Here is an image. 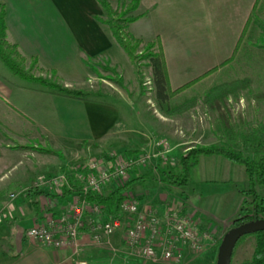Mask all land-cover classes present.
I'll use <instances>...</instances> for the list:
<instances>
[{"label": "crops", "instance_id": "obj_1", "mask_svg": "<svg viewBox=\"0 0 264 264\" xmlns=\"http://www.w3.org/2000/svg\"><path fill=\"white\" fill-rule=\"evenodd\" d=\"M23 1L25 0L15 1L16 5L18 3L19 9L17 11H20V15L17 19L11 21V24L7 23L8 13L5 10L6 40L11 44H16L22 56L27 58L32 56L31 53H33V51L24 53L21 49L22 43H25L26 39L37 37L41 41H45V39L54 41L55 39L58 40V36H61L65 38L64 40L75 44L74 48L77 50L80 60L103 58L116 66L114 56L118 54V46H121L114 39L109 27L94 17L103 16V10L97 0H36V2H40L38 3V16L27 11ZM109 1L112 8L117 9L119 7L118 2L121 0ZM257 1L140 0L137 8L133 11V14L139 15V17L127 25L126 31L143 41H150L155 37H159L165 55L170 88L176 89L200 77L211 68L217 67L214 72L221 73L228 67L227 64L238 51L242 37H244L243 35L249 26L252 9L258 3ZM187 43H191V46H188ZM228 59L229 61L223 64ZM190 61L193 65L196 63L201 64V68L198 71H192L193 74L198 72L193 78L184 79V75L194 69L193 65L188 66L187 63ZM37 63H39L38 60ZM37 65L42 67L39 64ZM204 66L206 69L202 70ZM84 67L86 68V66ZM88 72L86 68L82 74L87 76ZM214 72L204 77V79L210 77ZM8 82L10 81L7 77H1L0 122L3 123L6 120L11 121V119L16 118L10 116L6 110L7 106L4 104L10 98L9 96L12 95V85ZM20 87L23 88V91L27 90L31 93L30 98L22 99L23 104L33 106L36 113L42 112L44 103L51 101L53 97L57 96L56 93L43 90L44 88L42 87L36 88L38 86ZM95 98L87 100L69 98L68 105L73 109V112L68 116L69 120H65L64 123L74 127L78 133L74 137H71V135L65 136L71 138L74 143L68 147L75 149L76 146L84 143L85 147L81 146L74 150L75 154L84 156L87 154L105 153L108 150L112 152L129 150L134 152V154L141 152L132 150L134 144L128 143L121 109L115 104ZM183 114L174 115L172 118L178 122ZM52 118H54V114H52ZM13 132L17 136L21 135L16 128ZM48 133L50 135L46 138L51 143H54L53 137H55V134H52L51 131H48ZM187 147L177 150L179 152H176L175 155L180 154V151L183 152ZM153 148L154 146L151 150ZM170 152L175 153L173 150ZM31 153L36 152L31 151ZM37 155L30 154L31 166H22L23 168L17 172V162L23 161L21 154H10L0 151V185L17 188L12 192L16 193V201L19 202L18 207L21 206L22 210L18 208L16 211L26 212L24 214L25 217L23 214L17 213L18 216L16 218H11L10 212L12 210L9 209L4 222L0 224V264H79L78 261L80 260L104 264H154L131 259L128 250L121 243L120 232L110 236L108 244L91 245L88 241L92 233L90 229L86 228L81 234L83 247L79 255H73L68 248L43 246L25 237L24 232L32 225L34 219L44 221L45 217L52 212L54 214L59 212L62 206L77 192L73 191L64 195L67 189L65 188L61 192L49 194L43 188H40L39 191L42 193L38 199L41 209L38 213H34L25 197L27 191L24 188L32 183V179L29 178L28 174L32 173V171H38V174H40L50 169L47 166H41V168L33 166V164H36L35 162L33 163V159L41 162V158ZM213 156L216 155L206 156L209 158L204 160L210 166L209 169L216 166L217 162V164L222 165V169L229 170L230 176L224 177V179L221 177L219 180L230 183L231 189L236 190L240 194V190L245 188H243L244 185L240 188L237 187L232 177V173L236 171L234 166L232 164H229V166L220 160L212 162ZM202 157L192 169L190 181L186 186L178 187L165 183L166 185L163 184V186L166 191L158 194L161 203L156 202L158 201L156 195H147V197L140 195L138 196L141 198L138 201L140 208H152L158 212H164L170 207L179 206L189 210L198 219H201V227L205 229H212L214 223L227 220L228 218L225 219L222 215H218L212 210V206L217 201V196L222 193L213 188L214 183H217L218 180L210 176H200V173L195 176L196 169L202 166ZM67 162L69 161L62 160L61 163H63L62 165L69 164ZM156 163H159V160H156ZM51 164L55 167L59 163L51 161ZM66 171L69 172L70 169L67 168ZM245 177L244 173L243 178L246 179ZM114 185L116 184L105 186L102 191L107 192L114 189ZM8 194L0 196L2 205L5 204ZM240 197V202H242L243 196L241 195ZM209 254L210 256H208ZM177 264L216 263L211 253L205 248L199 252L186 253L183 260Z\"/></svg>", "mask_w": 264, "mask_h": 264}, {"label": "rangeland", "instance_id": "obj_2", "mask_svg": "<svg viewBox=\"0 0 264 264\" xmlns=\"http://www.w3.org/2000/svg\"><path fill=\"white\" fill-rule=\"evenodd\" d=\"M15 1L0 0L1 4H5V10L8 13V24H11V21L17 19L20 15V11H17L19 9L18 3L16 5ZM257 2L238 51L227 64L228 67L221 73L214 72L210 77L199 80L177 96V100L191 96L198 98V103L180 116L178 122L172 116H166L160 111L155 100L151 70L147 66L146 60H139L138 69L136 70L119 46L118 54L114 56L116 60L115 66L109 60L103 58L80 60L79 54L74 48L75 44L64 40L65 38L61 36H58V40L54 38V41L46 39L41 41L40 38L30 37L26 39L25 43H22L21 49L24 53L33 51L31 53L32 56L25 57L24 67L28 70L31 66V61L35 59L39 63H36V66L31 69V73L34 75L43 76L71 89L103 93L101 97H96L95 99L110 102L121 109L128 143L134 144L132 150L152 151L151 148L153 146L155 148L156 142L160 140L166 141L170 150L175 152L168 153L166 163H159L155 170L151 164H147L141 169H133L127 179L117 181L115 182L116 185L113 186V188H120L127 185V194H131L130 196L137 201L141 199L138 197L140 195L147 197V195L153 194L158 198L156 202L161 203L158 194L165 192L166 188L163 186L165 183L161 180L160 168L166 165H175L179 155L189 148L187 146L225 144L235 150H240L242 148L241 137L244 134L259 130L264 137V0H258ZM23 3L27 11L38 16V3L40 2L25 0ZM190 44L187 43L188 46H191ZM140 50L141 48H138L136 54H140ZM187 64L188 66L193 65L191 61ZM84 66L89 71L87 76L82 74L86 69ZM193 66L194 69L184 75V79L193 78L198 72L193 74L192 71H198L201 68L199 63ZM204 69H206L205 66L202 70ZM51 70L56 71L55 75L51 73ZM1 77H7L10 81L8 83L12 85V95L9 96L10 98L4 104L7 106L6 110L10 116L16 118L11 119V121L6 120L4 123L0 122V151L10 154H21L23 161L17 162V172L23 168L22 166H31L30 154H38L37 156L41 158V162L33 159V163H36L33 166H37V168L47 166L50 168L49 171L40 174H38V171L29 173L28 176L32 179V183L24 188L25 191L35 183L40 175L48 177L61 173L72 177L78 173L79 167L89 159L102 157L112 152L108 150L105 153L87 154L85 156L75 154L74 150L76 148L85 147L86 145L83 143L80 146H76L75 149L68 147L74 143L71 138L65 136L71 135V137H74L78 133L74 127L64 123L65 120H69L68 116L73 112V109L68 105L70 97L64 96L56 90H50L36 83L20 79L6 69L0 60V79ZM245 77L249 80L246 88L235 95H228L224 104L217 111L210 110L206 105L202 104L201 98L212 86L225 80L229 81L233 78ZM20 86H27L28 88L34 86H38L36 88L42 87L44 88L43 90L56 93L57 96L53 97L51 101L44 103L42 112L36 113L33 106L23 104L22 99L30 98L31 93L27 90L23 91ZM52 114H54V118H52ZM13 128L19 130L21 135L17 136L13 132ZM48 131L55 134V137H53L54 143H51L46 138L50 135ZM231 138L234 141H230ZM55 141L57 142L56 144ZM183 147L187 148L183 152L180 151V154L175 155L176 152H179L177 150H181ZM31 151L36 153H31ZM128 151L114 153L125 156ZM208 158L206 156L202 157V166L196 169L195 176L200 173V176H210L218 180L217 183H214L213 188L222 193L217 196V201L212 206V210L214 213L222 215L223 218H228L223 222L214 223L212 229L202 228L207 235L206 243L202 249L206 248L216 263L221 240L224 234L232 228L233 221L239 212L241 193L238 194L236 190H232L230 183L219 180L221 177L223 179L224 177H229V170L222 169V165L217 164V162L216 166L209 169L210 166L204 161ZM62 160L69 161L67 162L69 164L62 165ZM215 160H220L228 165L232 164L236 170L232 173V177L237 187L240 188L244 185L243 188L247 189V180L243 178V166L234 164L218 155L212 157V162ZM51 161L53 163L58 162V166L54 167ZM67 168L70 169L69 172L66 171ZM16 189L14 186L0 185V196ZM43 189L49 194L53 192V188ZM18 205L19 202L16 199L10 203L11 218H16L18 216L17 213L23 214L25 217V211H16L18 208L22 210V207H18ZM0 206H2L1 202ZM21 230L23 231V229ZM254 245L255 237L252 235L238 241L234 247L230 264H245L248 262L251 259ZM130 258L136 259L134 257Z\"/></svg>", "mask_w": 264, "mask_h": 264}, {"label": "trees", "instance_id": "obj_3", "mask_svg": "<svg viewBox=\"0 0 264 264\" xmlns=\"http://www.w3.org/2000/svg\"><path fill=\"white\" fill-rule=\"evenodd\" d=\"M97 1L103 10V16L94 17L109 27L114 39L126 53L134 68L138 69L139 60H146L147 66L151 70L155 100L160 111L166 116H174L192 109L198 102L197 97H183L177 100V96L186 88L214 72L217 67L211 68L200 77L176 89H171L165 55L159 37H155L150 41H143L126 31L127 25L139 17V15H134L133 11L137 8L140 0H121L118 2V10L112 8L109 0ZM254 9L255 5L252 11ZM5 16V6L0 3V60L13 75L44 88L56 90L58 93L72 99L87 100L102 96L103 93L100 92L71 89L43 76L34 75L31 73V69L36 66L35 59L31 61L30 68L25 69V57L20 54L16 44H11L6 40ZM138 48H141L140 54H136ZM228 61L229 59L223 64ZM51 73L55 75L54 70H51ZM248 84L249 80L246 77L221 82L213 86L201 98V101L210 110L217 111L224 104L228 95H235L243 91ZM230 141H234L233 138ZM241 144L242 148L240 150H235L225 144L189 146L187 150L179 155L175 165H166L160 168L161 180L171 186H186L190 181L192 169L199 163L202 156L220 155L234 164L243 166L248 184L247 189L240 190L243 200L232 227L244 222L264 219V137L259 130H254L241 137ZM133 154L132 151L126 153V155ZM79 189V182L72 179L71 189H66L64 195ZM127 189L128 186L125 185L107 192H88L85 194V199L90 203L102 206L108 214H112L118 211L120 202L127 197ZM41 193L33 185L26 192V200L30 203L34 213H38L41 209L38 199ZM58 194L63 195L62 193ZM249 235L255 237V245L251 259L245 264H264V230L244 235L238 241Z\"/></svg>", "mask_w": 264, "mask_h": 264}, {"label": "built area", "instance_id": "obj_4", "mask_svg": "<svg viewBox=\"0 0 264 264\" xmlns=\"http://www.w3.org/2000/svg\"><path fill=\"white\" fill-rule=\"evenodd\" d=\"M170 151L168 143L160 140L152 151L125 156L111 152L89 159L72 177L61 173L48 177L40 175L32 184L38 189L53 188V192H61L65 188L71 189L72 179L79 182L80 189L59 212H52L44 221L34 219L25 230V237L43 246L68 248L73 255H79L83 247L81 234L86 228L92 233L88 241L91 245L108 244L109 237L120 232L121 243L130 257L154 264H177L186 253L201 251L207 235L202 230L201 220L187 209L179 206L164 212L143 209L131 194H127L118 211L108 214L102 206L85 199L88 192L100 193L105 186L124 181L133 169L151 164L155 170L159 163H166ZM16 196L15 192L9 193L5 204L0 206V224ZM78 263L104 264L86 260Z\"/></svg>", "mask_w": 264, "mask_h": 264}, {"label": "water", "instance_id": "obj_5", "mask_svg": "<svg viewBox=\"0 0 264 264\" xmlns=\"http://www.w3.org/2000/svg\"><path fill=\"white\" fill-rule=\"evenodd\" d=\"M264 230V219L248 221L232 227L224 234L218 248L216 264H230L237 241L244 235Z\"/></svg>", "mask_w": 264, "mask_h": 264}]
</instances>
